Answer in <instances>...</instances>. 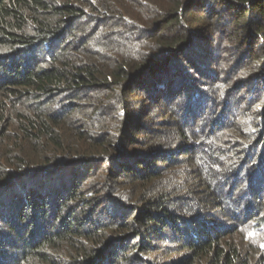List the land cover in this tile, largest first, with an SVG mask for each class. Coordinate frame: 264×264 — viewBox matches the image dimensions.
Returning <instances> with one entry per match:
<instances>
[{"label": "trees", "instance_id": "obj_1", "mask_svg": "<svg viewBox=\"0 0 264 264\" xmlns=\"http://www.w3.org/2000/svg\"><path fill=\"white\" fill-rule=\"evenodd\" d=\"M0 90V264H264V0H0Z\"/></svg>", "mask_w": 264, "mask_h": 264}, {"label": "rangeland", "instance_id": "obj_2", "mask_svg": "<svg viewBox=\"0 0 264 264\" xmlns=\"http://www.w3.org/2000/svg\"><path fill=\"white\" fill-rule=\"evenodd\" d=\"M204 17V14H203ZM229 17H219V18H207L206 21L202 23V26L208 24L209 22L212 24H216L215 22H223L224 20H229ZM208 28V26L205 27V31H202V34L205 36V42H207L208 46L210 48L215 49L214 55L215 64L212 63L210 68H214L216 71L220 73L221 79L225 76V72H228L232 70L233 73L237 71V68L234 67V63H237L238 61H242L241 58H244V61L246 62L247 59L244 57V53H246L249 48V46H243L239 47L240 43L236 42V39L232 37V35L225 31L224 28L220 27H213ZM212 38L213 40L210 41L209 39ZM249 53V52H248ZM213 59V58H212ZM196 77H198L196 74H194ZM228 74L225 76L227 78ZM218 80H221L220 78H217ZM206 80V79H204ZM228 82V83H227ZM227 85V92L228 99H242L244 97V93H246L247 88L238 87V82L234 83L230 80H227L225 82ZM231 84V85H230ZM245 90V91H244ZM6 97V100L4 99ZM9 95L8 92L5 93V91L0 90V101H8ZM263 105L264 103L261 102ZM159 244H162L160 241Z\"/></svg>", "mask_w": 264, "mask_h": 264}]
</instances>
